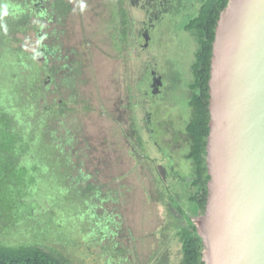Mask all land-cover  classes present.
Returning a JSON list of instances; mask_svg holds the SVG:
<instances>
[{"label":"rangeland","instance_id":"374dc122","mask_svg":"<svg viewBox=\"0 0 264 264\" xmlns=\"http://www.w3.org/2000/svg\"><path fill=\"white\" fill-rule=\"evenodd\" d=\"M55 3L30 13L32 30L14 45L41 69L34 88L28 77L21 80V66L11 73L36 100L21 113L10 99L6 111L20 122L19 138L48 134L61 160H25L21 148L0 153V183L8 170L24 166L28 174L27 185L14 188L24 208L8 229H1L8 209H0V242L40 243L73 264H180V235L191 225L183 211L191 217L196 211L179 180L168 176L147 118L151 113L159 126L176 118L170 112L189 113L180 83L191 80L196 45L183 30L200 4L61 0L70 11L54 12ZM152 71L164 77L162 97L149 93ZM42 231L47 239L38 238Z\"/></svg>","mask_w":264,"mask_h":264},{"label":"water","instance_id":"95a60500","mask_svg":"<svg viewBox=\"0 0 264 264\" xmlns=\"http://www.w3.org/2000/svg\"><path fill=\"white\" fill-rule=\"evenodd\" d=\"M208 85L202 263L264 264V0H228Z\"/></svg>","mask_w":264,"mask_h":264},{"label":"trees","instance_id":"16d2710c","mask_svg":"<svg viewBox=\"0 0 264 264\" xmlns=\"http://www.w3.org/2000/svg\"><path fill=\"white\" fill-rule=\"evenodd\" d=\"M46 1L47 0H0V153L6 152L9 154H16L21 148V153H23V151L27 153V158H25V160L30 159L31 156L34 155L37 156L34 160L35 162L45 157L46 159L50 158L56 160L55 162H60L61 159H59L56 152H54V146L52 145L54 143L52 142L51 144H48L46 141L49 136L48 134L40 131L37 139L30 141V139H28L22 132L21 138H19L16 134V128L20 122L14 121L11 114L6 111V109H8L6 103H9L10 99L15 100L14 102L17 107L21 105V113L24 106L31 107L33 102H35L34 100H36L25 96L23 93L25 86L24 83H21V87L18 84L16 85L15 82L19 77L17 76L14 78L11 76V73L18 70L21 66V80L28 77V86L30 85L34 88L31 84L39 75L41 69L35 63L36 59L33 56L26 54L22 48L15 49L14 45L17 43L18 35H26L32 30V18L30 13L37 14V12H41ZM59 2L60 3L53 4L52 9L54 12L62 11L60 8H63L64 12L70 11L69 4L64 3V5H61V0H59ZM227 4L228 0H207L199 17L187 26L189 30L196 31L201 40V47L198 52V64L195 67L198 74L197 84L201 88V97L198 99V107L195 108V118L191 127V130L196 133L198 141L195 159L200 164L202 162L201 152L206 145L204 138L206 139L209 133L208 125L210 117L208 110V83L210 79V66L213 42L215 40V29L219 16L226 8ZM29 76H33V78L30 79ZM20 91L21 95L19 94ZM22 123L23 121H21V125ZM24 125L29 124L28 122H25ZM28 129H30V127H28ZM50 136H52L53 139L52 133H50ZM0 163H3V161L0 160ZM27 176V169L24 166H21L20 170H8V172L4 173L3 180L0 183V186L5 188L4 191L0 190V209L4 210V208L7 207L8 210L6 216L7 225L1 229H8V225L17 218L20 206L21 212L24 208V204L19 205L17 198L18 195L14 188L19 187L20 184L21 187L26 186ZM189 227L190 228L183 229L180 235L183 252L180 264H203L201 241L195 234V226L190 225ZM48 236V231H42L38 234L39 239H47ZM0 264L73 263L63 255L42 246L40 243L10 244L0 242Z\"/></svg>","mask_w":264,"mask_h":264},{"label":"flooded vegetation","instance_id":"af4514ba","mask_svg":"<svg viewBox=\"0 0 264 264\" xmlns=\"http://www.w3.org/2000/svg\"><path fill=\"white\" fill-rule=\"evenodd\" d=\"M173 1L174 3L178 2L180 5L184 4L186 7L189 5L190 7H193L196 1L200 4L197 16L191 18V15H189L188 18L190 19H188V23L184 26L183 30V32L191 36L196 45L195 60L191 67V80L187 82L182 81L183 83H180L188 92L186 101L188 102L189 113L185 116V113L183 114L180 111L177 113L170 112V114H173L176 118L170 121H163L158 124L159 126L154 125L153 115L150 113L147 118V132L151 137L158 135L159 140L154 142V146L159 150V152L161 151L160 153L163 151L166 154L165 159L168 164L164 168L169 177L173 180H179L180 190L188 195L189 203L196 211L191 217L187 212L182 210L185 220L189 223L191 218L204 214L208 192L207 182L205 181L206 169L204 167L206 145L201 152L202 162L200 164L195 159V154L198 148L196 133L191 130L196 113L195 108L198 107V99L201 97V88L197 84L198 74L195 70V67L198 64V52L201 47V40L198 33L196 31L189 30L187 26L199 17L207 0ZM143 37L146 38V41L148 39L147 44H149L150 37L148 31H146V36L144 34ZM155 80H157L156 87H154ZM149 91L153 98L162 97L164 95V77L157 75L155 71L151 72V85ZM184 123L186 124L183 125ZM184 166L185 169L183 170ZM187 169L188 171L185 173L184 171ZM188 189H190V192H187Z\"/></svg>","mask_w":264,"mask_h":264}]
</instances>
